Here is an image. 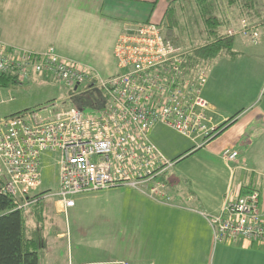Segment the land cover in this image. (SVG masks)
<instances>
[{"label": "built area", "instance_id": "built-area-1", "mask_svg": "<svg viewBox=\"0 0 264 264\" xmlns=\"http://www.w3.org/2000/svg\"><path fill=\"white\" fill-rule=\"evenodd\" d=\"M240 36L255 42L254 26L240 20ZM169 35L163 23L126 22L113 56L118 73L100 79L91 68L58 55L53 46L30 50L0 41V76H13L23 85L32 76L60 81L83 89L97 87L93 113L65 103H49L39 111L5 117L0 121V194L16 210L35 203L41 184V158L58 153V189L54 197L64 216L80 193L126 185L159 203L170 200L165 174L174 166L150 141L148 130L163 125L187 138L193 150L214 136L216 127L203 98L207 76L203 70L184 68L191 49ZM225 164L236 162L238 152L227 147L220 153ZM235 166V165H234ZM231 167L233 172L239 168ZM213 243L264 247V194L245 188L229 192L216 215L201 214ZM66 264H148L108 259Z\"/></svg>", "mask_w": 264, "mask_h": 264}, {"label": "rangeland", "instance_id": "rangeland-1", "mask_svg": "<svg viewBox=\"0 0 264 264\" xmlns=\"http://www.w3.org/2000/svg\"><path fill=\"white\" fill-rule=\"evenodd\" d=\"M173 1L171 9L170 4ZM257 2L264 10V0ZM219 5L224 8V0H220ZM181 6L184 7L183 11L180 9ZM170 9L172 16H175L174 21L178 20L182 30H178L176 25L174 31H170L167 23L169 20L167 13ZM224 12L230 18L229 27L224 31L227 32L230 28L237 30L242 18H238L232 8L225 9ZM102 14L107 19H100L99 28L102 36L101 34L97 36L98 39L101 37L99 45H93L89 38L83 40L63 34L52 46L61 57L91 68L104 80L118 73L113 56L114 47L110 52L117 22L120 26L123 22L132 21H149L153 24L163 22L167 33L187 46L183 24L186 26L188 21L198 22V14L191 0H105ZM257 32L259 34L257 42L260 43L263 41L264 28L258 27ZM191 37L186 39L190 40ZM235 40L233 51L240 53V59L238 55L231 59L232 55L222 52L203 67L207 80L208 78L210 81L214 80L217 99L225 100L230 97L226 107L231 108L239 100V94L244 98L253 94V83L256 79L252 66L264 61L258 55L248 53L258 46L257 42L251 43L240 36H235ZM192 44L191 46L195 47L196 44ZM261 46L264 47V44ZM231 76H240L241 80H238L236 89L227 90ZM247 81L251 87L241 89L242 84ZM84 90L79 87L76 93ZM74 92L72 86L68 87L60 81L46 80L36 75L23 85L14 83L9 87H0V121L17 113L39 111L52 102H69ZM221 110L226 111L224 107ZM93 112V108H84V114ZM148 137L168 160L174 159L193 146L187 138L163 125L151 127L148 130ZM227 147L230 148L231 145L223 147L219 153ZM217 152L211 150V142L208 141L188 157L174 161V166L165 174L170 196V200L165 204L149 199L130 186L121 185L75 195L74 206L64 216L59 213L54 197H44L43 204L47 216L41 228L42 244L38 250V263L64 264L68 259L73 263H83L88 260L111 258L133 263H148L147 257L149 252H153V248L156 252L162 249L168 254L169 248H177V243L187 240L190 235L195 234L198 237L205 235V225L201 217L191 211L188 221V213H182L183 209L177 208L182 202L179 203L172 193L176 195L178 192L191 191L200 197L211 193L221 195L224 189H227L228 173L222 164L224 161L216 157ZM46 158L39 193L54 194L58 189V153L51 152ZM209 160L216 164L215 168L208 164ZM183 205L185 206V203ZM190 205L196 206L194 203ZM190 205L188 204L186 208ZM155 208L157 210H154ZM188 222L191 224L190 227ZM60 234L62 236H59ZM215 248H211L212 256ZM205 250V244L202 245L199 241L197 253H205ZM261 252L264 253V250ZM172 254H175V250ZM258 264H264V261Z\"/></svg>", "mask_w": 264, "mask_h": 264}, {"label": "crops", "instance_id": "crops-1", "mask_svg": "<svg viewBox=\"0 0 264 264\" xmlns=\"http://www.w3.org/2000/svg\"><path fill=\"white\" fill-rule=\"evenodd\" d=\"M104 4L105 0H0V41L39 51L55 45L63 34H68L83 40L89 38L93 45H99L101 37L98 39V34L102 36L99 28L100 19H107L102 14ZM124 23L126 22H123L122 25ZM116 25L110 52L115 47L122 27L119 22ZM260 27L264 28V24ZM258 38L255 42L251 41V43L257 44ZM262 39L263 41L248 53L258 55L259 58L264 59V47L261 46V44H264V35ZM234 47L235 42L233 49ZM237 55L240 59V53L236 51V57ZM252 67L256 79L253 83V94L249 95L248 98H244L239 94V100L232 108L227 106V109L226 107L230 97L225 100L217 99L213 79L210 81L208 78L202 92L203 98L210 105L209 115L215 126H220L238 113L233 121L222 129L221 133L209 141L211 142V150L213 152L218 150L217 158H220L219 152L227 145H231L238 152L237 162L233 165H226L223 161V163L221 162L228 173V185H226L227 189H224L225 193L223 192L221 195L211 193V195L201 197L196 196L191 191L178 192L176 195L172 193V196L179 203L182 202L181 205L178 204L179 207L177 208L183 209L182 213H188V221L190 220L189 213L191 211L196 212L201 217L203 225H205V235H199V237L195 234L190 235L187 240L184 239L179 242L180 244L177 243V248H169L168 251L170 250V252L168 254H165L162 249L156 252L153 248V252H149L147 257L148 264H258L262 260L264 261V253L261 252L264 247L261 245L251 247L229 246L228 244L214 245L211 229L201 215L202 213L216 215L226 192H229L231 196H235L239 191L248 188L258 189L264 193V61L253 64ZM238 80H241L240 76H231L227 90L236 89ZM249 83V81L244 82L241 89L247 86L251 87ZM223 107L226 111L221 110ZM48 155L49 153L41 158V184L39 188L42 186V170ZM208 164L213 168L216 167L212 160H209ZM234 165L239 168L232 172L231 167ZM165 179L167 180L166 176ZM210 179L213 181L212 178ZM183 203H185V206ZM190 203H194L196 206L191 207ZM188 204L190 206L186 208ZM154 210H157V208ZM188 224L190 227L191 224L189 222ZM59 236H62V234ZM199 241L202 245L205 244V253H197L196 248ZM212 247L213 249L216 247L213 256L210 254ZM173 250H175V254H172ZM101 260L108 259L92 261ZM69 261L71 260L68 259L64 264Z\"/></svg>", "mask_w": 264, "mask_h": 264}, {"label": "trees", "instance_id": "trees-1", "mask_svg": "<svg viewBox=\"0 0 264 264\" xmlns=\"http://www.w3.org/2000/svg\"><path fill=\"white\" fill-rule=\"evenodd\" d=\"M191 1L198 14V22L188 21L186 26L183 24V28H185L183 31L184 40L191 49L184 65L187 72L203 70L206 64L213 61L222 52L232 55L231 59L236 57V53L233 51L235 36H228L224 31L227 30L230 23V18L224 12L225 9H234L238 18H242L241 20L255 28L264 24V11L257 0H224V8L219 5L220 0ZM173 3L174 1L170 4L171 9ZM171 9L167 13L170 31H174L176 25L178 30H182L178 20L174 21L175 16H172ZM180 9L183 11L184 7L181 6ZM188 37H191L190 40L186 39ZM191 41L196 44L195 47L191 46L193 45ZM14 83L13 76H0V87H9ZM76 90H73L75 92L70 101L63 103L84 109L91 105L92 99L101 95L97 87L88 88L81 93H76ZM25 113L27 112L12 116L25 115ZM237 114L217 126L211 139L221 133L222 129L227 127ZM193 152L195 150L192 147L172 161H180ZM45 194L47 193L37 192L35 203L26 211L16 210L12 200L8 196L0 194V264H39L38 250L42 244L41 228L47 216L45 214L46 207L43 204ZM262 194L264 193L262 192Z\"/></svg>", "mask_w": 264, "mask_h": 264}, {"label": "water", "instance_id": "water-1", "mask_svg": "<svg viewBox=\"0 0 264 264\" xmlns=\"http://www.w3.org/2000/svg\"><path fill=\"white\" fill-rule=\"evenodd\" d=\"M76 88H77V86H74V87H73V90H76Z\"/></svg>", "mask_w": 264, "mask_h": 264}]
</instances>
